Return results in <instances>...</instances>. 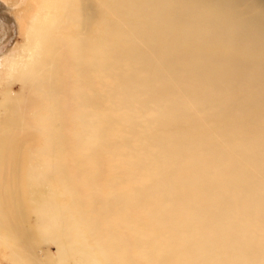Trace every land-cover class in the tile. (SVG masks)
Wrapping results in <instances>:
<instances>
[{"label": "bare ground", "instance_id": "obj_1", "mask_svg": "<svg viewBox=\"0 0 264 264\" xmlns=\"http://www.w3.org/2000/svg\"><path fill=\"white\" fill-rule=\"evenodd\" d=\"M31 2L0 61L10 262L264 264V0Z\"/></svg>", "mask_w": 264, "mask_h": 264}, {"label": "rangeland", "instance_id": "obj_2", "mask_svg": "<svg viewBox=\"0 0 264 264\" xmlns=\"http://www.w3.org/2000/svg\"><path fill=\"white\" fill-rule=\"evenodd\" d=\"M3 6L0 9V21H3V32L4 34V51L0 54V61L2 62L4 58L9 57L10 53L17 54L21 51L22 44L24 43V37L21 34V29L23 23L27 16H29V11L34 6L32 0H0ZM16 24V34L13 32L14 25ZM12 37V40H11ZM9 41L11 43H9ZM0 62V67L3 70L0 72L1 76H6V70L4 64ZM7 62L5 63V67ZM17 90L16 85L14 86ZM52 253L54 251L53 244H43L35 250V255L38 258H43L45 255V249ZM11 254L8 248L0 246V264H12L10 262Z\"/></svg>", "mask_w": 264, "mask_h": 264}]
</instances>
